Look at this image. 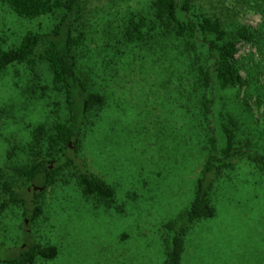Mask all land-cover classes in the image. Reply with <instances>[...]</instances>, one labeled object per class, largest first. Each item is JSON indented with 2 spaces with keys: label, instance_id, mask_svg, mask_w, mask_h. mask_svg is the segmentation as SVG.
<instances>
[{
  "label": "rangeland",
  "instance_id": "rangeland-1",
  "mask_svg": "<svg viewBox=\"0 0 264 264\" xmlns=\"http://www.w3.org/2000/svg\"><path fill=\"white\" fill-rule=\"evenodd\" d=\"M147 1L90 0L88 5L92 26L87 30L82 63L86 70L94 72L93 80L105 95L106 104L101 119L87 130L72 155L115 188L117 203L122 207H93L74 184L57 183L46 190L26 187L24 196L28 202L37 191L43 193V212L34 223L23 219L18 210L0 221V260L15 255L28 237L32 242L53 244L59 252L54 260L35 264L162 261V225L191 200L205 152L192 128L190 112L184 107L186 93L173 90L177 75L172 72L168 78L160 73L164 60L144 58V51L132 53L128 47L115 55L106 47L104 24L111 19L106 8L112 5L120 13L128 8L137 11ZM199 4L232 22L251 28L264 25V0H200ZM50 23L46 17L21 19L0 5V38L6 46L17 42L26 30H46ZM112 24L116 27L118 21ZM237 59L254 70L261 65L264 71V56L257 47L240 45ZM25 78V69L20 65L9 67L0 76V106L12 108L11 116L0 121V167L26 162L30 126L44 120L49 111L47 101H26L20 95L21 88L16 83H25ZM233 95V90L212 89L210 96L215 103L210 126L218 139L221 135L216 129V112L225 101L228 107L236 104L229 103ZM243 95L241 89L239 101ZM249 105L251 116L260 122L262 110L253 101ZM250 121L247 125L256 127ZM69 146L71 151L75 149ZM213 202L216 216L197 223L186 236L183 264H264L263 177L246 161H239L234 170L223 173L217 181Z\"/></svg>",
  "mask_w": 264,
  "mask_h": 264
},
{
  "label": "trees",
  "instance_id": "trees-1",
  "mask_svg": "<svg viewBox=\"0 0 264 264\" xmlns=\"http://www.w3.org/2000/svg\"><path fill=\"white\" fill-rule=\"evenodd\" d=\"M199 2L148 0L137 11L128 8L120 13L112 5L105 10L111 17L104 24L106 47L115 55L128 47L132 53L144 51V58L164 60L160 73L168 78L172 72L177 75L173 90L186 93L184 107L190 112L200 145H204L205 159L194 180L191 200L162 225L164 257L160 264H183L187 234L197 223L216 216L213 193L223 173L234 170L244 160L264 179V71L261 65L254 70L237 59L240 45L257 47L264 56V25L251 28L229 21L221 14L206 11ZM89 3L90 0H0V5L21 19L51 20L48 29H28L11 45L6 46L0 38V76L13 65L23 66L25 83H16L21 88L20 95L26 101H47L49 108L44 120L30 126L26 162L0 167V221L18 210L23 219L34 223L43 212V193L37 191L28 202L25 188L46 190L57 183L74 184L93 207H122L117 203L115 188L72 155L87 130L101 119L106 104L105 95L93 80L94 72L86 70L82 63L87 30L92 26ZM115 21L118 25L113 27ZM214 87L225 92L233 90L229 103H238L228 107L225 101L216 112L221 139L210 126L215 103L210 95ZM241 89L244 95L239 101ZM251 101L262 110L260 122L250 114ZM11 112L12 108L0 106V121L9 118ZM239 112L250 114L256 127L247 125L248 115ZM69 144L75 149L71 151ZM25 240L15 255L4 257L0 264H35L54 260L59 253L53 244L32 242L28 237Z\"/></svg>",
  "mask_w": 264,
  "mask_h": 264
}]
</instances>
